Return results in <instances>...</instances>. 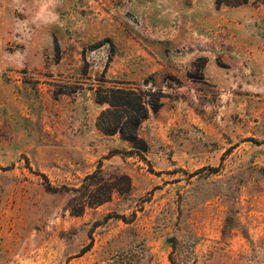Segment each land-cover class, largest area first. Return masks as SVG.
<instances>
[{
  "label": "rangeland",
  "instance_id": "rangeland-1",
  "mask_svg": "<svg viewBox=\"0 0 264 264\" xmlns=\"http://www.w3.org/2000/svg\"><path fill=\"white\" fill-rule=\"evenodd\" d=\"M0 46V264H264V0H0ZM100 86L165 102L144 159Z\"/></svg>",
  "mask_w": 264,
  "mask_h": 264
},
{
  "label": "trees",
  "instance_id": "trees-1",
  "mask_svg": "<svg viewBox=\"0 0 264 264\" xmlns=\"http://www.w3.org/2000/svg\"><path fill=\"white\" fill-rule=\"evenodd\" d=\"M96 103L106 106L100 113L96 126L100 132L106 136H119L122 140L128 142L134 149L128 154H136L143 158V154L148 152L149 146L146 141L140 137L139 129L145 122L151 112L157 113L162 107L160 97L143 92L141 90L127 89L123 87H102L95 91ZM144 159V158H143ZM113 180L105 179L101 169H98L92 175L85 178L83 187L90 193L89 199L93 205H102L108 202L114 192H120L118 186L120 179H125L127 190L131 189V179L127 175L112 176ZM115 180V181H114ZM101 184L99 192H92L90 187ZM80 189L75 190L79 192ZM85 211L82 206L77 215ZM140 262L150 260V253L147 248L140 252ZM173 264L174 262L171 261ZM136 262H131L135 264Z\"/></svg>",
  "mask_w": 264,
  "mask_h": 264
},
{
  "label": "crops",
  "instance_id": "crops-1",
  "mask_svg": "<svg viewBox=\"0 0 264 264\" xmlns=\"http://www.w3.org/2000/svg\"><path fill=\"white\" fill-rule=\"evenodd\" d=\"M1 47V46H0ZM1 50V49H0ZM98 104V103H97ZM99 106H102V105H100V104H98ZM103 107H106V106H103ZM166 107V104H165V102H163V104H162V107L161 108H165ZM99 117V116H98ZM98 119V118H97ZM97 123V122H96ZM97 127V126H96ZM98 129V128H97ZM99 131V130H98ZM102 133V132H101Z\"/></svg>",
  "mask_w": 264,
  "mask_h": 264
}]
</instances>
